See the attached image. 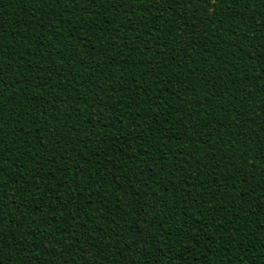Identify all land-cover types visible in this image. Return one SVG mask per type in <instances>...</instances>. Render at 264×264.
I'll list each match as a JSON object with an SVG mask.
<instances>
[{"label":"trees","instance_id":"obj_1","mask_svg":"<svg viewBox=\"0 0 264 264\" xmlns=\"http://www.w3.org/2000/svg\"><path fill=\"white\" fill-rule=\"evenodd\" d=\"M0 264H264V0H0Z\"/></svg>","mask_w":264,"mask_h":264}]
</instances>
